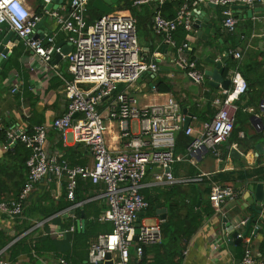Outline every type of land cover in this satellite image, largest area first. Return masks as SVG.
I'll list each match as a JSON object with an SVG mask.
<instances>
[{
	"label": "crops",
	"instance_id": "0c3cea01",
	"mask_svg": "<svg viewBox=\"0 0 264 264\" xmlns=\"http://www.w3.org/2000/svg\"><path fill=\"white\" fill-rule=\"evenodd\" d=\"M28 4L31 12L41 18V26L35 29L36 39L46 42L49 37H54L56 45L70 44L68 33L61 30L56 20L48 14L49 10L42 0H29ZM144 6L139 9L140 16L144 19L138 33L144 56L147 60L156 59L159 65L156 79L164 80L172 89L170 93L166 94L173 95L183 109L187 108L194 115L190 127L198 132L205 122L197 119L195 109L207 110L205 118L208 120L212 118V115H215L218 110L214 101L222 96L224 89H216L209 85L210 79L207 76L203 84H195L183 70L174 65L172 59L175 50L164 44L162 38L154 33L152 27L153 18H150V11L157 6L154 4ZM199 7H201V11H197ZM51 10L67 16L71 11L70 1L62 0ZM121 10L120 8L116 9L115 13H129L125 9ZM195 10L197 18H200L202 23H205V19L209 18L212 27L209 29L208 35H203L205 38L198 36L197 30L187 37L192 47L188 55L194 52L204 73L205 70L215 68V65L207 60L208 56L221 60L226 71L225 79H230V72L236 64L245 68V71H250L248 84L251 89L240 99V103L244 105L248 101L251 102L250 107L244 109V112L251 113L253 117L257 116L261 119L263 128L261 123H258L256 127L250 120L248 126L246 125L244 131L239 134L242 145L234 140L232 143L228 141L222 147L221 158H216L209 152H202L196 157L194 163L190 161L177 163L174 167L175 177L188 179L193 170L199 174L196 185L201 194L196 196L197 189L187 183L145 189L144 192L148 193L154 205L151 210L149 209L150 211L145 213L142 220L152 218L153 224L159 223L162 228L167 224L171 206L180 220H185L190 212V207L196 206L197 212L203 217L202 223L182 255V264H238L244 254V241L241 245H231L226 242L221 234L220 221L222 216L234 214L240 217L239 225L244 226L245 221L251 215L250 209L243 201L250 197L247 187L259 177L256 171L264 169V139L258 140L257 138V135L264 130V17L257 18L254 15L253 18H244L247 11L239 13L234 8L239 22L236 31L229 33L224 27L222 7L200 5L193 8V11ZM12 33L11 40L6 45V48L9 49L8 62L0 72V133L8 134L10 130L31 131L39 125L49 126L46 147L50 157L65 159L71 165H92L94 157L91 151L76 141L72 130L63 136L62 133L51 127L53 121L62 117L67 110L65 79H72L68 70L67 57L64 56L58 63L53 61L50 65H45L41 58L22 40H19L16 33L7 25L0 30V45ZM232 51H242L243 59L237 60L234 56L233 59H226L224 53ZM228 66L230 67L226 70ZM151 80V76L147 75L138 84L139 89L136 94L142 95L146 102L143 104L161 102L165 99L151 93ZM14 89L16 91L13 92ZM209 103H211L212 111H208ZM128 126L133 132H138V122L130 121ZM106 140L108 146L115 153L127 150V141L121 138L119 123H107ZM8 141V138L7 141L1 140L0 136V170L2 169L0 200L14 198L10 200L11 202L18 199L19 196L16 198V195L26 183L28 169L26 164L22 165L24 154L14 151L16 146L21 148L23 144L19 141L10 144ZM260 145L263 146V151L259 149ZM228 146L236 147L243 157L232 158L228 154ZM248 172L251 176L247 175ZM243 174L245 177H239ZM260 175L263 176L262 180L264 181V171ZM151 179V175H149L146 181L149 182ZM82 182L77 192V197L82 200L79 203L82 204L76 209H71L69 206L51 217H41L39 212L43 210V207H56L62 200L71 202L68 198H64L66 196V187L64 186L67 185L66 180L59 181L51 176L42 179L36 185L34 193L26 204L22 218L11 220L0 214V231L6 237L13 239L7 246L0 249V251L4 250L2 260L9 264H89L90 247L102 233L93 236L87 247L83 242L75 243L74 234L76 230L78 232L87 231L96 216H101L107 210V201L101 197L105 188L104 184L95 185L89 180ZM215 184L232 188L236 194L223 204L219 214L207 216L205 209L210 205L209 196ZM159 210H165L166 220L161 219L160 216L163 212L160 214ZM41 221H45V223L33 228L36 222ZM101 223L106 224L105 222ZM261 223L252 225L249 236L254 235V231ZM27 226L30 228L24 231ZM261 239L259 234L254 238L257 255V247ZM19 242L22 245L16 249L15 246ZM35 244H40L39 251L31 247H34ZM25 245L31 250H26L28 248ZM151 248L149 247L147 253L149 261H153L155 257V252ZM178 259L179 257L176 260ZM62 260L65 263H62ZM132 264H136L134 250L132 251Z\"/></svg>",
	"mask_w": 264,
	"mask_h": 264
},
{
	"label": "built area",
	"instance_id": "2783aa9c",
	"mask_svg": "<svg viewBox=\"0 0 264 264\" xmlns=\"http://www.w3.org/2000/svg\"><path fill=\"white\" fill-rule=\"evenodd\" d=\"M42 1L48 6L58 0ZM69 1L71 11L67 16L58 11H48L61 30L68 33V41L73 45L72 52L66 56L72 75V79H65L67 110L62 117L53 121L51 127L63 136L72 130L76 141L91 151L94 163L72 166L65 159L50 157L46 147L49 126L39 125L31 131L10 130L7 134L10 144L19 141L30 151L26 162L28 174L18 199L0 203V214L11 220L22 218L36 185L47 177L66 180L67 198L71 202L75 201L79 180H89L95 185L104 184L101 197L107 201V210L99 220L111 223L113 231L99 235L91 245L89 264H103L109 254L115 264H132L133 250L137 264H148L142 262L145 247L161 244L163 232L161 224H148L143 219L138 240H134V226L139 214L151 208L144 190L198 181L199 177H175L174 167L179 162L194 163L202 152L221 158L222 147L235 130L236 102L247 94L248 83L237 64L230 72V88L214 101L218 110L213 118L206 121L198 132L191 127L185 131L186 115L173 95L161 94L152 85L151 93L165 99L147 104H141L138 99L136 92L139 82L147 75L156 79L159 65L155 58L147 60L144 56L138 37L137 18L130 13H113L89 23L92 0ZM167 1L137 0L134 6L154 4L159 8L153 18L154 33L175 50L172 59L174 65L198 85L204 83L206 75L198 68L197 60H192L188 55L192 50L191 44L188 40L180 45L176 41L179 30H184L187 37L195 31L193 8L209 4L222 7L224 27L227 32L234 33L239 22L234 6L264 4V0H184L176 17L168 19L162 13ZM28 2L0 0V30L5 25L9 26L45 65H50L54 61L53 52L56 50L59 53L60 49H56L54 37H49L46 42L35 38V28L41 18L31 12ZM230 54L237 60L243 59L242 51H232ZM130 121L138 122L137 133L128 126ZM108 122L119 123L121 138L127 141V150L115 153L108 146ZM182 132L193 137L194 141L185 155H178L177 137ZM149 175L152 179L148 182L146 179ZM235 194L232 188L215 184L209 201L219 214L223 204ZM81 204L76 203L71 209ZM44 223L36 222L33 228ZM243 241L244 254L238 264H264L255 252L253 236H247ZM3 253L4 250L0 251V264H9L2 260ZM62 263L65 261L62 260Z\"/></svg>",
	"mask_w": 264,
	"mask_h": 264
},
{
	"label": "trees",
	"instance_id": "16d2710c",
	"mask_svg": "<svg viewBox=\"0 0 264 264\" xmlns=\"http://www.w3.org/2000/svg\"><path fill=\"white\" fill-rule=\"evenodd\" d=\"M122 1L125 3V8H126L125 10H127L130 14H132L133 16H135L137 18V20H138V33H139L141 23L144 19V17L140 16L139 9L143 8L145 6L135 7L134 2L137 0H122ZM92 2L93 1H91L90 5H89V23H92L95 20L100 19L102 16H104V14H102L101 12H99L98 10L93 8ZM183 3H184V1H182V0L181 1L173 0L171 2H170V0H168L167 3L162 7V12H163L164 17H166L168 19H174L177 15V12L179 11L181 6L183 5ZM120 9L124 10V8H120ZM158 9L159 8H157V7H155V8L153 7V10L150 11V13H151L150 18H154ZM176 41L179 45L186 42L187 41V33L184 30H179L177 32ZM190 58L192 60H197L194 52L190 53ZM197 65H198V68L200 70H203L199 61H197ZM229 67L230 66H228L226 68V70H228ZM244 69L245 68L241 67V72H242L243 76L246 78V81L248 83V80H249L248 79V73L250 71H248V70L245 71ZM152 85H155L157 87L158 92L161 94L170 93L172 91V89L162 79H153L152 78V80L150 82V86H152ZM248 88H249L248 90L251 89L250 84H248ZM243 99L245 100L246 97ZM236 105L238 107V110L236 112L235 130L231 136V141L229 140V142L232 143L234 140L237 143H239V145H242L240 140H239V134L241 131H244V129H245L244 127L246 125L248 126V124L250 123L251 117H253V114H251V113L248 114V113L244 112V109L250 107V105H251L250 101H248V102H246V104L242 105L240 103V100H239L236 102ZM210 106H211V103H209V105H208V107H209V109L207 108L208 111H212ZM200 110L201 109H195V115H196L197 119H199L202 122H206V121L211 120V118L209 120L207 118H205V114H206L207 110L206 111H203V110L200 111ZM213 116L214 115H212V118H213ZM0 136H1V140L7 141V134L0 133ZM257 136H258L257 137L258 140L264 139V130L261 134H259ZM193 141H194L193 137L187 136L185 134V132H182L179 135V137H177L176 154H178V155L186 154L187 149L189 148V146L192 144ZM18 144H20V143H18ZM14 151L20 152V154H24V158L22 160V165H25L27 162V159L30 156V153L26 149V147L24 145H22L21 148H19V146H16ZM72 166H76V165H72ZM263 171H264V169H261L260 171H256V173H258L257 175L259 176V177H257L256 181H263L262 180L263 176L260 175L263 173ZM1 172H2V169L0 170V173ZM196 173L197 172L195 170H193L191 175L189 176V178L190 179L198 178L199 174L198 173L196 174ZM248 174H249V172L247 173V175ZM249 176H251V175L249 174ZM239 177H245V174H243L241 176L239 175ZM82 181L83 180H79V182H78V186L76 189V197H75L74 202L68 203V202H65L62 200L56 207H43V210L41 212H39L41 217L42 218L51 217V216L57 214L58 212L63 211L67 207L68 208H69V206L72 207L76 203H79L80 201H82V200H80V198L77 197V192L83 183ZM196 182H198V181H193V182H190L187 184L193 185V187L197 189L196 192H198V194L196 196H199L201 194V192L198 190ZM23 186L20 188V190H18V194L16 195V198L21 193ZM64 186L67 188L66 184ZM144 194H145L147 200L150 202V205L152 207L154 204L151 201L150 196L148 195V193L146 191L144 192ZM64 198H67V192H66V196H64ZM12 199H14V198L6 199V200H0V203L5 202V201L10 202V200H12ZM208 206L209 207L205 209L206 215L207 216L214 215L216 213L215 210L212 208L211 204ZM150 210H151V208H150ZM99 216L100 215L96 216L95 221L89 225V229L87 231H85V232H78V230L75 231V234H74L75 243L78 244V242L80 241V242L85 243V246L87 247L90 239L93 236H95V235L97 236L100 233H102V234L111 233L113 231V225L111 223H108V222H105L106 224L101 223L99 221ZM202 218L203 217L197 212L196 206H193V207H190V212H189L188 216L185 218V220H180L178 218L177 214L174 212V208L171 206V210L168 214L167 224L162 227V232H163L162 243L159 245H153V246L145 247V255H144V259L142 262L148 263V264H182V255H183L184 251H186L193 235L197 232V230L201 226ZM29 228H30V226H27L24 231L28 230ZM258 229H259L258 234L261 236L262 239L258 244L257 253H258V258L260 260H263V262H264V223L263 222L258 226ZM255 237L256 236L253 235V238H255ZM12 240H13L12 238L6 237L5 234L0 231V249L7 246L10 242H12ZM21 245H22L21 242H19V244H17L15 246V248L19 249ZM25 246H26V248H28L26 250H29V251L31 250V248H29L27 245H25ZM39 246H40V244H35L34 247L33 246H31V247L33 249H35L36 251H39ZM149 247H152L151 248L152 251L155 252V257H154L153 261H149L148 257H147ZM26 250L24 249V251H26ZM177 257H179L178 260H176ZM136 264H137V262H136Z\"/></svg>",
	"mask_w": 264,
	"mask_h": 264
},
{
	"label": "water",
	"instance_id": "95a60500",
	"mask_svg": "<svg viewBox=\"0 0 264 264\" xmlns=\"http://www.w3.org/2000/svg\"><path fill=\"white\" fill-rule=\"evenodd\" d=\"M62 0H58L53 4H50L47 6L48 10H51L56 4L61 3ZM92 6L94 9L98 10L104 15H110L115 13L116 9L119 8H125V3L122 0H94L92 2ZM209 6L214 7L215 5L209 4ZM235 10H238L239 13H242V11H247V15L244 16V18L249 17L253 18H263L264 17V5L263 4H256L253 7L247 6V5H236ZM197 11H201V7L197 9ZM197 11H193V17L195 18L194 23V29L197 30V35L202 37L204 34H209V29H211L212 24L210 23V19L206 18L205 23H202L200 18L198 19ZM204 14V13H203ZM41 22L37 24L36 28L41 26ZM35 28V29H36ZM12 34H9V36L6 38L4 43L0 45V72L4 67L6 66L9 58V49L6 48L7 43L11 40ZM205 38V36H203ZM56 49H60V52H56V50L53 52L54 56V62L58 63L59 60L63 59L64 56H67L70 52L73 50V45H64V44H57ZM6 56L7 58H4ZM224 57L226 59H233V55L225 52ZM207 60L215 65V68L212 70H205V75L210 79L209 85L213 86L216 89H224L228 90L231 86V79H225V69L223 67V62L221 60L213 59L211 56H208ZM183 113L186 115V121L184 130L186 131L192 122V119L194 118V115L188 111L187 108L183 109ZM251 122L254 126L257 127L258 123H261L262 121L257 116H254L251 119ZM8 143H11V140L8 141ZM259 149L263 151V146H259ZM228 154L232 158H242L243 154L236 148L232 146L227 147ZM149 170V168H148ZM247 190L249 192L248 198L244 199L243 201L247 204V208L250 209L251 215L250 217L245 221L244 226L239 225L240 217L237 215H228V216H222L221 217V234L224 236V239L229 244L233 245H241L243 243V239L249 236L250 230L252 225L258 224L259 222L264 223V181H254L249 184L247 187ZM163 212V214H161ZM165 210H159V213L161 214V219L166 220V214L164 213ZM145 216V213H140L138 219L135 223V236L134 240H138V235L140 233L142 218ZM241 228H243L241 230ZM258 230L256 229L254 231V235L256 236L258 234ZM241 235V236H240ZM103 264H115V262L111 259V255L109 254L107 256V260Z\"/></svg>",
	"mask_w": 264,
	"mask_h": 264
},
{
	"label": "rangeland",
	"instance_id": "374dc122",
	"mask_svg": "<svg viewBox=\"0 0 264 264\" xmlns=\"http://www.w3.org/2000/svg\"><path fill=\"white\" fill-rule=\"evenodd\" d=\"M137 96H138V95H137ZM138 99H139V101H140L141 104L146 103V102H144V100H143L141 94H139ZM147 223H148V224H153V223H154V220H153L152 218H148V219H147Z\"/></svg>",
	"mask_w": 264,
	"mask_h": 264
}]
</instances>
